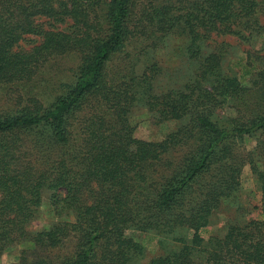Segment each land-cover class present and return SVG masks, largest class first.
Wrapping results in <instances>:
<instances>
[{"label":"trees","instance_id":"16d2710c","mask_svg":"<svg viewBox=\"0 0 264 264\" xmlns=\"http://www.w3.org/2000/svg\"><path fill=\"white\" fill-rule=\"evenodd\" d=\"M257 10L264 0H0V87L24 90L54 57L78 61L52 101L28 89L0 109V257L28 244L15 264H133L152 236L171 243L148 264H264V222L204 236L245 165L264 198L254 160L264 152V68L253 62L244 84L222 72V48L203 51L214 35L259 36ZM175 33L196 69L157 91L160 67L137 59ZM29 36L38 40L21 46ZM133 43L137 57L127 55ZM138 104L174 131L134 137ZM250 139L253 151L241 149ZM43 193L55 219L32 232Z\"/></svg>","mask_w":264,"mask_h":264},{"label":"rangeland","instance_id":"374dc122","mask_svg":"<svg viewBox=\"0 0 264 264\" xmlns=\"http://www.w3.org/2000/svg\"><path fill=\"white\" fill-rule=\"evenodd\" d=\"M261 6L263 0H256ZM256 18L261 26L264 27V13L257 10ZM41 22H47L46 19H40ZM66 28L67 25L58 26ZM38 40L36 37L29 36L20 44L23 47H29L31 41ZM186 38L178 33L166 37L154 50H149L147 58L140 57L141 47L137 43L128 46V54L137 57V68H143L145 63L150 61L158 64L161 73L156 80L155 88L157 91L167 90L170 88H180L192 77L196 64L189 61L185 53ZM151 42L149 41L148 44ZM224 51L222 62V72L225 75L236 76L244 84L255 73L252 67L254 62L257 68H264V32L251 39H240L233 35L212 36L205 45L204 52L213 51L214 49ZM121 57L125 54H121ZM130 56V55H129ZM128 56V57H129ZM131 58V57H130ZM118 59V58H117ZM114 60L115 67L118 60ZM78 66L76 57L72 55L58 56L47 62L38 72L34 80L27 84L25 89L16 86L0 87V109L12 107L18 96L24 94L28 89L33 90L42 100L52 101L60 92L61 84L72 82ZM149 112L141 105H136L132 112L130 121L134 127L133 136L145 141H160L165 135L174 131L177 122L168 121L156 123L151 119ZM254 139L244 140L240 145L245 151H253L255 146ZM264 151V149H263ZM254 160L258 167L264 165V152H257ZM240 189L235 196L221 203L219 208L210 217V224L204 233L205 238L209 236H223L229 226H244L250 221L259 220L264 222V198L262 197L256 178L249 165H245L241 172ZM48 193H43L42 205L38 211L37 218L30 226L32 232L39 231L50 224L55 217L53 216L49 203ZM137 240L142 241L143 235L132 233ZM171 240L160 241L157 238L149 236L144 241L145 254L142 258L136 260L133 264H148V262L164 254ZM160 242H164L161 244ZM28 244H15L7 248L0 257V264H15L19 259L20 252L30 248Z\"/></svg>","mask_w":264,"mask_h":264}]
</instances>
